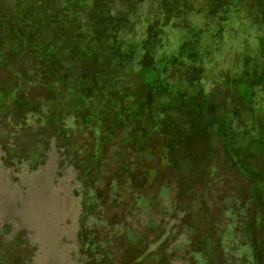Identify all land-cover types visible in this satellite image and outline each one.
I'll return each instance as SVG.
<instances>
[{"label": "rangeland", "instance_id": "obj_1", "mask_svg": "<svg viewBox=\"0 0 264 264\" xmlns=\"http://www.w3.org/2000/svg\"><path fill=\"white\" fill-rule=\"evenodd\" d=\"M0 264H264V0H0Z\"/></svg>", "mask_w": 264, "mask_h": 264}, {"label": "trees", "instance_id": "obj_2", "mask_svg": "<svg viewBox=\"0 0 264 264\" xmlns=\"http://www.w3.org/2000/svg\"><path fill=\"white\" fill-rule=\"evenodd\" d=\"M170 137H174V133L171 134V135L169 136V138H170ZM173 139H174V138H173ZM173 139H172V140H173ZM143 140H144V139H143ZM169 140H170V139H169ZM136 143H137V144H140V143H141V142H140V139H136V138H135V144H136ZM142 144H143V143H142Z\"/></svg>", "mask_w": 264, "mask_h": 264}]
</instances>
